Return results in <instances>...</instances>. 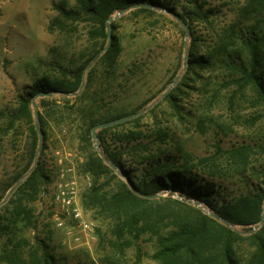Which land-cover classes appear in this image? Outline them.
Returning <instances> with one entry per match:
<instances>
[{
  "label": "rangeland",
  "instance_id": "374dc122",
  "mask_svg": "<svg viewBox=\"0 0 264 264\" xmlns=\"http://www.w3.org/2000/svg\"><path fill=\"white\" fill-rule=\"evenodd\" d=\"M161 1L174 7L176 11L173 13L176 14L185 5L184 0ZM245 1L207 0L205 6L217 11L213 26L219 28L238 19ZM75 3L76 0H0V203L14 186L8 189L14 175L23 170L30 158L29 145L33 137L30 126L39 120L42 136L38 132V148L41 146L39 151L37 148L36 155L39 157L41 154L51 179L46 190L32 203V220L11 225L12 231L18 236L47 239L57 264H156L152 257L154 247L147 234L142 235L139 241L129 234V241L118 240L112 235L107 220L95 217L92 209L83 206V193L93 185V178L80 168L84 154L79 137L92 118L104 120L153 104L183 71L186 34L182 31L183 25L170 11L157 6L150 7L152 10L132 7L122 15L115 12L112 23L115 42L120 49L115 62L108 65L95 61L84 71L85 84L80 92L63 94L55 91L49 96L37 97L36 112L32 98L34 121L21 117L15 125L9 126V114L20 106V98L27 95L38 76L50 73L60 77L64 69L75 70L95 49L101 51L106 46L108 36L98 35V25L87 20L86 15L80 20H67L66 28H60L54 21L60 14L56 4L73 8ZM261 13L264 14V8ZM255 17L244 19L240 26L248 27ZM196 27L204 36L210 29L209 25L201 22H197ZM187 38L190 43L191 35ZM202 43L200 54L206 53L209 41ZM226 74L220 67L199 70L190 86L182 85L177 94L179 108L161 99L142 113L139 120H128L124 127L110 130L108 138L116 143L117 136L125 132L141 131L156 154L155 158L166 153L179 159V163L184 159L182 151H187L195 156L194 161L187 165L196 163V157L214 155L220 150L219 145L227 149L241 142L264 143V118L253 125L251 119L250 122L245 121L255 113L249 103H238L237 111L229 107L231 90L220 85ZM160 131L167 134L165 142L160 139ZM140 159L136 158L132 163L138 172L148 165L146 160L144 163L137 161ZM68 166L74 168L78 180V196L84 217L83 221L68 220L66 227H58L55 189L60 180V170ZM214 172L215 176H212L207 175L203 168L199 170L205 180L224 185L225 191L218 195L220 200H229L239 191L253 189L260 183L251 174L249 182H246L236 171L226 174ZM159 194L168 192L165 190ZM173 194L176 196L178 193ZM0 215L1 218L8 216L2 209ZM10 235L13 237L15 233L0 238L1 249L6 247ZM240 253L243 263H247L250 256L247 242L240 245ZM0 264L7 263L0 261Z\"/></svg>",
  "mask_w": 264,
  "mask_h": 264
},
{
  "label": "trees",
  "instance_id": "16d2710c",
  "mask_svg": "<svg viewBox=\"0 0 264 264\" xmlns=\"http://www.w3.org/2000/svg\"><path fill=\"white\" fill-rule=\"evenodd\" d=\"M206 2L207 0H184L183 10L177 13L188 24L191 32L189 64L178 85L162 100H168L170 105L179 108L177 94L183 88L182 85L190 86L199 70L220 67L227 72L220 85L231 90L228 96L229 107L235 111L238 103H249L255 113L245 121L251 119L252 122H249L255 125L264 118V14L261 13L264 0H246L238 19L219 28L213 26L217 11L206 7ZM149 3L176 11L161 0H76L73 8L56 4L60 14L54 21L59 23L60 28H66L67 20H80L86 15L87 20L98 25V35L107 37V20L110 16L132 5ZM136 8L152 10L146 5ZM252 16H256L253 23L244 28L240 26L241 21ZM197 22L210 26L205 36L199 33ZM111 24L113 27L114 24ZM182 31L185 33L183 27ZM115 41L113 29L110 47L96 63L112 65L115 62L120 51ZM202 41L210 43H207L204 54L199 53ZM99 51L95 49L82 66L75 70L64 69L60 77L50 73L38 76L27 95L20 98V106L9 114V126L15 125L16 120L21 117H29L34 121L31 108L35 94L48 91L66 94L79 90L87 64ZM218 63L221 66H216ZM127 114L112 115L104 120L92 118L80 133L81 150L84 154L80 168L93 178V185L83 193V206L92 209L95 217L107 220L112 235L118 240L129 241V234L139 241L142 235L147 234L154 247L152 257L157 261L156 264H264V225L251 233L247 232L250 226L261 222L264 210V143L241 142L227 149L219 145L220 150L214 155L196 157V163L187 165L195 158L187 151H182L184 159L179 163V159L166 153L155 158L156 154L152 152L150 143L144 140L145 136L141 131L125 132L122 136H117L116 143H113L108 138L109 131L124 127L127 122L98 129L99 148L113 163L119 165L137 193L130 188L127 179L117 175L94 148L91 132L93 126ZM141 116L142 114L130 120L137 121ZM30 130L33 134L29 145L30 158L23 170L14 175L8 189L35 163L39 135L35 124L30 126ZM158 134L161 135L162 142H165L167 134L162 131ZM139 157L141 159L137 161L144 163L146 160L148 164L141 172L132 165L134 159ZM41 158L40 154L38 164L26 175L12 197L0 206L8 214L6 218H1L0 215V238L5 234L15 233L13 237L10 235L6 247L0 248V261L7 264H57V258L47 239L18 236L11 228V225L18 222L32 220V203L46 190V184L51 179ZM200 168L212 176H215L214 171L222 174L236 171L246 182H249L251 174L260 183L253 189L239 191L229 200H220L218 195L225 191L224 185L205 180L199 174ZM165 190L168 194H160L154 198L141 195H155ZM173 192L183 198L174 196ZM187 200L203 203L237 229ZM246 242L250 246V256L247 263H243L240 245Z\"/></svg>",
  "mask_w": 264,
  "mask_h": 264
},
{
  "label": "water",
  "instance_id": "95a60500",
  "mask_svg": "<svg viewBox=\"0 0 264 264\" xmlns=\"http://www.w3.org/2000/svg\"><path fill=\"white\" fill-rule=\"evenodd\" d=\"M148 6V7H154V8H157V5H154V3H149V4H139V5H132L130 7H127L125 9H122L119 11V15H122L125 10H128L129 8H132V7H137V6ZM163 10H167V11H170L177 20L180 21V23L183 25L184 29H185V55H184V68H183V71L185 69H187L188 67V64H189V43H188V36L191 35V32H190V28L188 26V24L183 21L179 15H177L176 13H173L171 10L169 9H166V8H161ZM115 18V16H110L107 20V31H108V42L106 44V46L101 50L99 51L97 54L94 55L93 59L90 61V63L88 64V66L86 67L85 71L87 69H89L93 63L95 61L98 60V58L101 56L102 53H104L109 47H110V44L112 42V39H113V27H112V21L113 19ZM183 71L177 75V77L172 81L171 85L165 90V92H163L155 101L153 104H150L149 106H147L146 108H143L141 110H138L136 112H131V113H128L127 115H124L122 117H119L117 119H112V120H108V121H105V122H102V123H99L95 126H93V128H91V132H92V138H93V141H94V144H95V148L97 149V151L100 153V155L104 158V160L112 167V169H114L117 173L121 174L123 177H125L127 179V181L130 183V188L134 191V192H137V189L134 187L133 183L130 182V180L125 176V174L123 173V171L121 170V168L119 167V165L115 164L112 162V160H110L108 157L105 156V154L101 151V149L99 148L100 147V142H99V137H98V134H97V130L100 129V128H105V127H109V126H115L117 124H120V123H123V122H126L130 119H134L138 116H140L142 113H144L145 111H147L149 108H152L158 101H160L161 99H163L165 97V95L170 92L175 86L176 84L178 83L179 79L181 78V75L183 74ZM84 84H85V80L83 79V82H82V85L80 87V89L78 90V92H80L83 87H84ZM55 91H48V92H45V93H40V94H35L33 96V104L35 106V112H36V108H37V103H36V98L38 97H45V96H49L50 94L54 93ZM36 129L37 131L39 132L40 136H42V133L40 132V123H39V120H37L36 122ZM41 146V145H40ZM40 146L38 148V151L40 149ZM38 164V156L36 155V161H35V164H33V166L31 167V169L36 165ZM30 169V171H31ZM28 173H26L25 175H23L18 183H15L14 186L10 189L8 195L5 197L4 201H2L0 204H3L5 201H7L9 199V197L13 194V192L15 191V189L20 185V183L23 182L25 176L27 175ZM142 196L144 197H148V198H154V197H158L160 194L157 193L155 195H148V194H141ZM176 196L180 197V198H183L181 195L177 194ZM189 203H193L194 205H197L198 207H200L201 209H204L208 214H210L211 216L217 218V219H220L222 220L225 224L227 225H231L232 228L234 229H237V227H235V225L231 224L229 221H227L226 219L223 218V216L211 211V210H206L203 203L199 202V201H196V200H187ZM264 225V210H263V213H262V217H261V222L258 223L256 226L252 227L251 229H248L247 232L248 233H251L253 231H255L257 228L259 227H262Z\"/></svg>",
  "mask_w": 264,
  "mask_h": 264
},
{
  "label": "built area",
  "instance_id": "2783aa9c",
  "mask_svg": "<svg viewBox=\"0 0 264 264\" xmlns=\"http://www.w3.org/2000/svg\"><path fill=\"white\" fill-rule=\"evenodd\" d=\"M59 178L55 189L56 224L58 227H66L68 220L83 221L84 212L78 196V180L74 168L63 167Z\"/></svg>",
  "mask_w": 264,
  "mask_h": 264
}]
</instances>
